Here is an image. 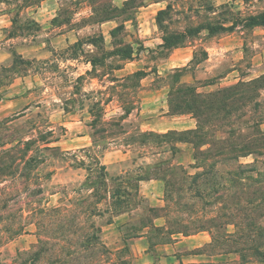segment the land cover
Masks as SVG:
<instances>
[{
  "label": "rangeland",
  "instance_id": "obj_1",
  "mask_svg": "<svg viewBox=\"0 0 264 264\" xmlns=\"http://www.w3.org/2000/svg\"><path fill=\"white\" fill-rule=\"evenodd\" d=\"M123 1L0 0V149L36 141L30 166L16 160L0 175V264L40 240L38 264H264L254 254L264 250V26L243 25L264 0ZM234 20L159 47L164 33ZM235 85L245 100L230 117L206 110L205 135L157 136L202 120L174 105L186 86L203 98ZM234 148L246 155L234 161ZM94 159L108 177L149 174L159 186L139 182L121 213L89 215L80 187Z\"/></svg>",
  "mask_w": 264,
  "mask_h": 264
},
{
  "label": "trees",
  "instance_id": "obj_2",
  "mask_svg": "<svg viewBox=\"0 0 264 264\" xmlns=\"http://www.w3.org/2000/svg\"><path fill=\"white\" fill-rule=\"evenodd\" d=\"M128 3L127 0L123 1V5H126ZM116 8V6H114ZM113 7V8H114ZM171 6L168 4L164 9H160L157 11L156 15V23L159 28L163 26L162 24V18L163 15L168 14L171 10ZM111 19V18H110ZM109 20V18H107ZM244 26L245 27H253V26H264V11L255 15H249L246 18H244ZM236 23H238L236 20L232 21L231 25L225 26L223 23L212 25V24H199L193 28H189L185 32H169L164 33L162 36V42L159 44V47L165 50H170L172 48L181 47L184 45V41L188 36H192L194 34L199 33L201 30L206 29L208 30L209 34L216 33L219 30H226L231 29L233 26H236ZM122 25L114 26L110 30V35L112 37H115L116 33L122 29ZM110 54L119 55L115 52H110ZM132 54V51H123V55L125 58H130ZM124 58V59H125ZM185 68L183 67H176L174 68V73L172 74V77H179L182 70ZM140 72L135 71L130 74L131 77L137 76ZM142 73V72H141ZM261 77L251 79L247 82H241L239 84L240 86H255L258 84V82L261 80ZM185 90L188 92L187 98L181 99L179 103L174 104L176 108H186L188 109L189 113H194L196 117L202 118L200 122L198 121L195 128L185 129L179 132H176L174 130H170L168 132L157 134V136L161 140H165L167 138H173L178 136V141H185L192 143V140H187V138L184 136V138H180L182 135H190L195 136L194 138H200L201 136L206 134L205 129L203 128V124L205 123V120H203V116L206 113V110H211L215 107L219 108L223 112L224 117H230L233 111H236L238 109L237 104L238 102H241V100H245L244 95H242L240 91V87L238 85L233 86L232 88L227 89H221L216 92H210L208 95L203 96V98H200L198 96V93L195 92L194 89H192L191 86H186ZM213 96V97H211ZM171 103V101H170ZM185 139V140H184ZM36 141L33 138L29 139H19L17 140V144L10 146V147H4V142L2 145V149H0V175L6 174V167L11 166L12 163H14L16 160H19L23 163L24 166H30V164L34 161V155L29 154L28 152L31 150L32 145H34ZM42 142L48 143V141H44L42 139ZM195 143V142H194ZM206 142H203L202 144H205ZM18 145V147H17ZM50 148L49 146H44L43 149ZM16 149V152L14 153L13 150ZM236 148L232 149L231 151L234 152L232 154L231 159L234 161H237L236 159L240 156L246 155L245 152H239L238 150L235 151ZM200 151V150H199ZM13 152V153H12ZM222 154H225L222 152ZM195 156L194 154V158ZM7 159V160H6ZM82 165V163H81ZM202 165V164H201ZM200 165V166H201ZM93 175H88L84 181V183L81 185V189L84 190L86 193L83 197H92L93 201L90 204V210L89 215L97 214L100 215L102 212L105 211H113L118 213H121L125 207L128 205L129 199H121L125 198L126 196H129L132 194V190L137 192L138 189V183L141 180L145 179H152L155 178L149 174H134V178L122 176L121 174L108 177L105 164L101 163L99 160L94 159L93 162ZM90 168V167H89ZM205 174V172L202 174H197L196 176H201ZM156 179V178H155ZM81 191V190H79ZM135 195V194H134ZM125 196V197H124ZM107 199L109 206L106 207V209L99 210L97 208V205L105 201ZM91 228H95V224L93 221H91L90 224ZM144 227L148 226H143ZM156 229L160 226H153ZM259 227V226H257ZM98 229V228H97ZM139 233V232H135ZM137 236L138 234H135ZM184 234V232H181ZM247 236V233H244ZM248 237V236H247ZM44 244H46V241L40 240L39 245L34 250H28V251H21L17 252L16 257L14 259L13 264H38V261L44 257L46 248H44ZM254 254L257 256L264 257V250H260L258 247H254Z\"/></svg>",
  "mask_w": 264,
  "mask_h": 264
},
{
  "label": "crops",
  "instance_id": "obj_3",
  "mask_svg": "<svg viewBox=\"0 0 264 264\" xmlns=\"http://www.w3.org/2000/svg\"><path fill=\"white\" fill-rule=\"evenodd\" d=\"M140 182H144L146 185H153V184H156V185H158L159 186V181H157V180H155V179H145V180H141ZM141 234H139L138 235V237L137 238H139V239H145L146 238V235H145V233L146 232H140ZM199 235V233H196V234H193V235H191V236H193V237H197ZM197 239V238H196ZM207 242H209V238L207 239H204L202 242H200V243H198V245H196V246H194V247H198V246H200V245H202V243H207ZM204 261H206V260H203V259H200V258H193V259H190V260H187L186 262H184V263H192V264H199V263H202V262H204Z\"/></svg>",
  "mask_w": 264,
  "mask_h": 264
}]
</instances>
